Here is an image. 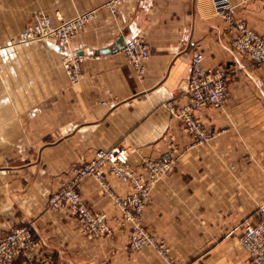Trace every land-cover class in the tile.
I'll use <instances>...</instances> for the list:
<instances>
[{"label": "crops", "instance_id": "1", "mask_svg": "<svg viewBox=\"0 0 264 264\" xmlns=\"http://www.w3.org/2000/svg\"><path fill=\"white\" fill-rule=\"evenodd\" d=\"M103 1L0 0V236L29 226L37 252L52 254L55 264H249L237 237L264 202V67L232 48L218 0H124L114 9ZM223 1L264 37V0ZM91 7L94 20L70 47L82 56L77 83L67 79V52L57 41L15 45L37 9L67 16ZM119 37L148 46L142 78L121 47L113 50ZM197 50L204 67L229 70L223 107L194 113L213 131L204 143H194L167 107L169 99L187 102ZM117 144L128 149L135 174H147L144 161L170 146L179 154L139 218L155 242L137 250L134 222L93 176L75 189L105 216L107 233L90 236L67 207H48L76 166ZM104 182L120 197L132 191L115 174ZM12 264L29 261L19 256Z\"/></svg>", "mask_w": 264, "mask_h": 264}, {"label": "built area", "instance_id": "2", "mask_svg": "<svg viewBox=\"0 0 264 264\" xmlns=\"http://www.w3.org/2000/svg\"><path fill=\"white\" fill-rule=\"evenodd\" d=\"M216 12L227 22L228 30L234 32L231 44L234 49L245 53L256 67L264 66V37L248 29L244 23L236 22L230 12V7L223 0L215 1ZM91 13H89L90 16ZM48 15L36 16L33 25L26 27L21 33V39H60L65 41V30L69 27L60 25ZM78 17L73 21V26L79 21ZM121 50L130 60L138 78H142L144 61L149 57L147 45L139 38L133 37L125 40ZM203 54L195 52L192 57V73L188 79L185 93L187 102L176 109L172 99L168 100L167 107L172 116L177 117L179 126L183 132L192 135L194 143H202L210 138L208 129L196 118L194 113L202 107L212 105L222 107L226 99V77L225 69H206L202 65ZM82 60L81 55L71 54L64 59V68L70 82L79 81ZM170 150L165 152L161 158L147 159L144 162L150 177L144 179L135 174L127 163L128 150L122 145H114L107 149H97L93 157L74 168V176L70 184L62 186L63 192L57 195L53 203L57 206H66L82 223L84 230L90 236L107 233L105 216L97 211H91L81 199L74 188V183L84 176L96 177L107 189L113 202L125 211V217L134 222L131 233V242L136 247L153 244L155 241L144 229L140 222V215L145 206L151 187L154 182L171 168L175 159L170 158ZM164 156H168L167 160ZM107 168L124 180L133 185V191L121 198L114 194L104 182V169ZM238 240L247 255L249 264H264V202L256 210V219L246 222L238 235ZM39 242L35 239L29 226L12 227L0 236V264H12L19 256H24L29 264H55L54 258L49 253L37 252Z\"/></svg>", "mask_w": 264, "mask_h": 264}, {"label": "rangeland", "instance_id": "3", "mask_svg": "<svg viewBox=\"0 0 264 264\" xmlns=\"http://www.w3.org/2000/svg\"><path fill=\"white\" fill-rule=\"evenodd\" d=\"M124 2V0H105V1H103L102 3H100V5H104V6H110V8H112V9H114L115 7H117L118 5H120L121 3H123ZM99 5V6H100ZM95 9H96V7H91V8H85V9H83V10H79V11H76V12H72V13H69V14H67V16L65 15H63L62 14V12H60V11H58V10H55L53 13H51V15H49V14H47V13H45L43 10H41V9H37L35 12H34V14H33V22L32 23H30V24H28V25H26L23 29H21L20 31H19V33H18V36H17V41H16V43H15V45L18 47V46H20V45H22V44H25V43H35V42H38V43H40V42H44V41H57L58 43H60L61 45H63L64 47H65V49H66V55H65V57L64 58H66V57H68V56H70L71 54H74L75 53V51L74 50H72L70 47H71V43H72V41H73V38L76 36V35H78L82 30H84V28H86V26L89 24V23H91L93 20H94V18H95ZM45 14V15H48V16H50L51 18H53L56 22H57V18L56 17H58L59 18V20H60V25H63V26H65V28L66 27H69L70 26V28H68L67 30H65V38H66V40L65 41H62V40H60V39H46V40H40V39H32V38H28V39H26V41L25 40H22L21 39V33L24 31V29L26 28V27H29L30 25H33V23H34V20H35V18H36V16H38V15H40V14ZM89 13H91L90 14V16H89ZM78 17H81V21H79V23L77 22L74 26H73V21L75 20V19H77ZM82 61V60H81ZM81 61H80V63H81ZM225 69V68H224ZM226 71H227V73L229 72V70L228 69H225ZM64 71H65V68H64ZM65 74H66V72H65ZM66 76H67V74H66ZM67 79H68V77H67ZM228 79H229V75L227 74V77H226V86H228ZM69 80V79H68ZM70 82V81H69ZM71 84H74V83H72V82H70ZM227 98H228V95H226V99H225V103H226V101H227ZM173 103H174V100H173ZM224 103V104H225ZM174 106H175V104H174ZM183 105H179V106H175V108L176 109H180L181 107H182ZM223 107V106H222ZM168 110H169V108H168ZM169 114H170V117H172V118H176V119H178L177 117H174V116H172V114H171V112L169 111ZM197 118V117H196ZM199 120V119H198ZM212 133H213V131L212 130H208V134L211 136L212 135ZM117 145H122V144H117ZM122 146H124V145H122ZM125 147V146H124ZM126 148V147H125ZM128 150V149H127ZM167 152V151H166ZM165 153V152H164ZM164 153H162L160 156H158V157H156V158H154V159H158V158H161L162 156H163V154ZM169 155H170V158L172 159V161H173V159H175V161L178 159V157H179V154L177 153V150H175L174 148H173V146H170V153H168ZM128 156H129V152H128ZM168 156H164V158L167 160L168 158H167ZM162 159V158H161ZM90 160V159H89ZM89 160H87V161H89ZM147 160V159H146ZM87 161H85V162H87ZM168 161V160H167ZM85 162H83V163H81L80 165H78V166H76V168L77 167H80L82 164H84ZM145 162V161H144ZM127 163H128V159H127ZM175 163V162H174ZM174 163L171 165V168L168 170V171H166V173L165 174H163L162 176L164 177V176H166V175H168L172 170H173V168H174ZM144 164V163H143ZM129 165V164H128ZM130 166V165H129ZM144 167H145V165H144ZM146 168V167H145ZM146 170H147V168H146ZM138 175H140L142 178H144V179H149V177H150V174H149V172H148V170H147V174H144V173H139ZM80 180V179H79ZM78 180V181H79ZM158 180V179H157ZM78 181H76L75 183H74V188H75V185H76V183L78 182ZM70 182H72V177H71V179L70 180H68V181H62L61 183H60V185H59V187H58V189L56 190V191H54L53 193H51L50 194V196L48 197V207L49 208H51V209H54V210H57V209H60V208H62V207H66V206H63V205H61V206H57V205H55L54 203H53V201L56 199L55 197L57 196V195H60L62 192H63V190H62V186L63 185H65V184H70ZM155 184L157 183V181H155L154 182ZM154 184V185H155ZM153 185V186H154ZM153 186L151 187V189L153 188ZM150 189V190H151ZM76 190V189H75ZM77 191V190H76ZM78 192V191H77ZM79 193V192H78ZM79 195H80V193H79ZM118 196V195H117ZM80 197H81V195H80ZM81 199H82V197H81ZM261 204V203H260ZM260 204H258V206L260 205ZM257 206V207H258ZM68 209V208H67ZM69 210V209H68ZM70 211V210H69ZM246 223V222H245ZM244 223V224H245ZM243 227H244V225H243ZM144 229L147 231V233L150 235V236H152L151 235V233L144 227ZM243 229V228H242ZM153 237V236H152ZM238 238V237H237ZM239 241V240H238ZM131 243V245H132V247L131 248H134V249H139L138 247H136L135 246V244H134V241H132V242H130ZM162 246V245H161ZM50 254V253H49ZM52 255V254H51Z\"/></svg>", "mask_w": 264, "mask_h": 264}, {"label": "bare ground", "instance_id": "4", "mask_svg": "<svg viewBox=\"0 0 264 264\" xmlns=\"http://www.w3.org/2000/svg\"><path fill=\"white\" fill-rule=\"evenodd\" d=\"M234 19V18H233ZM235 20V19H234ZM236 21V20H235ZM236 22H239V23H243V22H240V21H236ZM246 26V25H245ZM247 27V26H246ZM248 28V27H247ZM249 29V28H248ZM250 30H252V29H250ZM253 31V30H252ZM254 32V31H253ZM256 33V32H255ZM232 39H233V37H234V32H232ZM232 39H231V41H232ZM124 42H125V40H124ZM123 45V44H122ZM231 46H232V44H231ZM122 47V46H121ZM148 47V46H147ZM232 48H233V46H232ZM234 49V48H233ZM234 50H236V49H234ZM148 51H149V48H148ZM197 51H199V50H197ZM196 51V52H197ZM237 51V50H236ZM199 52H201V51H199ZM239 52V51H238ZM124 53V52H123ZM195 53V52H194ZM193 53V54H194ZM202 53V52H201ZM240 53H242V52H240ZM75 55H80V53H74ZM203 54V53H202ZM245 54V53H244ZM149 55H150V52H149ZM246 55V54H245ZM204 56V55H203ZM192 57H193V55H192ZM65 59V58H64ZM63 65H64V60H63ZM202 65H203V58H202ZM133 66V65H132ZM203 67H204V65H203ZM256 67V66H255ZM264 67V66H263ZM134 68V67H133ZM191 68H192V58H191ZM204 68H206V67H204ZM219 68V67H218ZM206 69H212V68H206ZM215 69V68H214ZM220 69H222V68H220ZM143 73H144V71H143ZM191 73H192V70H191ZM142 76H143V74H142ZM190 77V76H189ZM189 79V78H188ZM187 83H188V80H187ZM186 88H187V86H186ZM186 90V89H185ZM226 95H228V90H227V86H226ZM204 142H206V141H204ZM204 142H202V143H204ZM110 148V147H109ZM99 149H107V148H99ZM104 173L106 174V173H110V174H114V173H112V172H109V170L107 169V168H105L104 169ZM116 175V174H115ZM73 176H74V169H73ZM73 176H72V178H73ZM87 176H92V175H87ZM105 176V175H104ZM85 177V176H84ZM94 177V176H93ZM163 176H161V177H159V179L158 180H160L161 178H162ZM83 178V177H82ZM81 178V179H82ZM96 178V177H95ZM97 179V178H96ZM98 180V179H97ZM157 180V181H158ZM101 183V182H100ZM102 184V183H101ZM132 191H133V185H132ZM131 191V192H132ZM129 194V193H128ZM127 194V195H128ZM120 197V196H119ZM121 198H124V197H121ZM13 263V262H12Z\"/></svg>", "mask_w": 264, "mask_h": 264}, {"label": "water", "instance_id": "5", "mask_svg": "<svg viewBox=\"0 0 264 264\" xmlns=\"http://www.w3.org/2000/svg\"><path fill=\"white\" fill-rule=\"evenodd\" d=\"M123 43H124V38L123 37H119V39L117 40L115 45L112 47L113 50H118L122 46Z\"/></svg>", "mask_w": 264, "mask_h": 264}]
</instances>
